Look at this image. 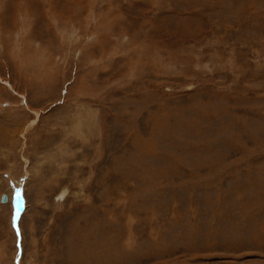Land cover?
Wrapping results in <instances>:
<instances>
[{
  "label": "rangeland",
  "instance_id": "rangeland-1",
  "mask_svg": "<svg viewBox=\"0 0 264 264\" xmlns=\"http://www.w3.org/2000/svg\"><path fill=\"white\" fill-rule=\"evenodd\" d=\"M0 264H264V0H0Z\"/></svg>",
  "mask_w": 264,
  "mask_h": 264
},
{
  "label": "water",
  "instance_id": "water-1",
  "mask_svg": "<svg viewBox=\"0 0 264 264\" xmlns=\"http://www.w3.org/2000/svg\"><path fill=\"white\" fill-rule=\"evenodd\" d=\"M7 201H8L7 195H3V197H2V203H6ZM18 207H21V205L17 204V208Z\"/></svg>",
  "mask_w": 264,
  "mask_h": 264
},
{
  "label": "snow or ice",
  "instance_id": "snow-or-ice-1",
  "mask_svg": "<svg viewBox=\"0 0 264 264\" xmlns=\"http://www.w3.org/2000/svg\"><path fill=\"white\" fill-rule=\"evenodd\" d=\"M17 200H19V195H17ZM14 227H16L15 221H14ZM17 236H19V230L18 229H17Z\"/></svg>",
  "mask_w": 264,
  "mask_h": 264
},
{
  "label": "bare ground",
  "instance_id": "bare-ground-1",
  "mask_svg": "<svg viewBox=\"0 0 264 264\" xmlns=\"http://www.w3.org/2000/svg\"><path fill=\"white\" fill-rule=\"evenodd\" d=\"M1 201H2V199H1Z\"/></svg>",
  "mask_w": 264,
  "mask_h": 264
}]
</instances>
